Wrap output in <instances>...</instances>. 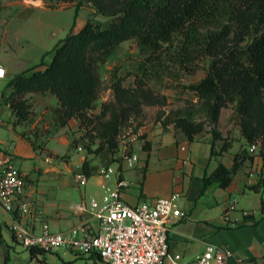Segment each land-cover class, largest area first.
Listing matches in <instances>:
<instances>
[{"label":"trees","instance_id":"obj_1","mask_svg":"<svg viewBox=\"0 0 264 264\" xmlns=\"http://www.w3.org/2000/svg\"><path fill=\"white\" fill-rule=\"evenodd\" d=\"M53 1V0H46ZM76 2L75 20L85 3L92 4L94 16L108 19V25L90 18L84 26L71 31L52 51L50 64L42 62L17 74L10 82L12 92L7 98L17 124L31 121L34 115L29 94H51L58 100L57 115L62 125L78 119L90 127L95 120L88 112L99 99L101 67L125 42L136 41L146 63L155 64L170 50L184 68L202 57L210 58L208 75L189 88L208 107L216 124L223 108L236 105L243 118V135L256 146L261 141L264 159V0H65ZM114 101L102 106L95 119L102 145L115 151L121 128L132 116H141L146 106L165 105L140 79L135 87H126L121 80L113 86ZM109 117L108 120L106 118ZM176 130L193 142L203 131L202 124L186 118L176 121ZM212 141V155L216 139ZM227 151L226 145L222 153ZM221 154V153H220ZM252 157L236 154L228 168L220 163L205 178L206 184L229 187L247 160ZM119 161H116V163ZM83 173L92 176L88 161ZM262 181L249 189L259 191ZM32 256L48 251L29 249ZM6 256L4 263L9 264ZM40 264H50L41 260ZM61 264H72L62 262Z\"/></svg>","mask_w":264,"mask_h":264},{"label":"crops","instance_id":"obj_2","mask_svg":"<svg viewBox=\"0 0 264 264\" xmlns=\"http://www.w3.org/2000/svg\"><path fill=\"white\" fill-rule=\"evenodd\" d=\"M4 34L0 40V56L5 57H0V67L7 69L12 78L0 77V151L2 157L10 156L15 164H28L29 161L43 159V153L49 151L43 145L40 146L46 136H41V132L37 134V129H43L46 125L44 119L49 112L44 109L40 116L33 115L36 118L34 122L16 123L17 118L7 98L12 92L10 82L17 74L11 71L8 62V47H11L9 31H4ZM44 95L34 93L27 97L32 102L34 97ZM47 95L52 96L53 106L59 107L57 98ZM212 141L209 138H196L191 142L176 128L149 132L143 143L134 146L133 151L139 160L133 168H128L123 160L118 162L120 177L127 184L122 192L123 200L130 206H137L142 202L154 203L159 198L180 193L178 205L184 216L174 219L170 224L168 243L170 251L180 254L184 261L195 260L208 245L213 244L231 252L229 264H264L263 177L259 175L263 173L264 160L259 157L247 160L227 188L220 187L216 182L207 185L205 178L220 163L231 168L235 158L227 152L212 155ZM54 159L48 157L49 164L42 167L26 165L29 173L26 200L31 203V209L22 222L36 230L47 223L55 232H69L84 225L96 229V221L81 209V204L87 200L89 192L103 191L101 172L88 176L87 185L81 188L76 175L82 171L67 163L64 166L52 164ZM32 171H36L39 176L33 177ZM261 181L259 191L249 189V186ZM236 194L241 195L239 201H236ZM248 197L251 198L250 205L244 202ZM234 202L236 210L231 212L229 207ZM227 215L230 220H226ZM11 221L12 216L0 208V242H6L3 224L9 228L13 240L17 241L10 229ZM62 251L31 256L36 264H40L41 260L50 264H78V259H82L83 264H106L96 253L77 254L65 248ZM68 252L72 253V257L67 258Z\"/></svg>","mask_w":264,"mask_h":264},{"label":"rangeland","instance_id":"obj_3","mask_svg":"<svg viewBox=\"0 0 264 264\" xmlns=\"http://www.w3.org/2000/svg\"><path fill=\"white\" fill-rule=\"evenodd\" d=\"M39 5V7H36ZM76 2L65 0H0V40L4 38V31L8 30L9 46L8 62L11 71L15 74L23 73L29 68L44 62L50 64L53 58L52 51L68 33L76 21L75 31H79L86 21L96 18L108 25V19L103 16H94L95 9L92 4L85 3L81 8L78 19L75 20ZM30 7V8H27ZM3 21V22H2ZM4 58V55L0 56ZM210 58L197 59L187 69L177 61L173 50L168 51L161 61L150 64L146 63L145 57L141 55L136 41L123 43L113 57L101 67L102 87L98 101L94 109L88 112L95 123L90 127L82 125L78 119L70 120L67 125H62L57 115L56 107L53 106L52 96L45 94L43 97H34L32 104L34 117L40 116L44 110H48L44 119L43 129H37L46 136L40 146L49 151L43 153V159L29 161L28 164H16L26 175V165L31 167H42L48 165L47 158H55L52 164H71L83 172V164L88 161L89 168L93 174H98L113 166L119 168L116 161L122 160V146L120 134L125 132L127 140L135 135L136 140L129 144L134 150L136 143L143 140L151 131L157 129H175L176 121L186 118L191 122L203 125V131L197 135L201 138H214L215 132L220 136L216 139L215 150L222 153L226 145L227 153L230 155L241 154L247 157H259L261 154V141L254 149L253 145L243 135V118L236 112V105L231 104L223 108L218 123H214L208 107L202 99L189 87L199 83L209 73ZM143 79L146 86L156 95L165 99V105H151L144 108L141 116L135 115L123 125L118 136V147L112 151L108 145L100 149L102 145L98 132L93 128L98 122L95 119L101 115L102 106L114 101L113 86L115 81L121 80L126 87H135L137 82ZM55 99V105H56ZM32 118L34 122L36 118ZM109 117L106 118L108 120ZM72 121V123H71ZM48 126V128H46ZM38 136V137H41ZM51 138V139H49ZM264 160V159H263ZM80 172V173H82ZM33 177H38L36 171H32ZM263 198H264V165L263 173ZM254 176V175H253ZM252 176V177H253ZM36 179V178H34ZM27 176V184L28 182ZM89 187V186H88ZM81 188H85L81 186ZM103 191L89 192L87 203L91 197L101 200ZM236 201L241 199L240 194L235 195ZM247 205L251 204V198H245ZM3 234L6 242H0V264L4 263L6 256L10 258L9 264H36L32 260L29 249L24 248L19 242L13 240L9 228L3 224ZM63 253L62 249H59ZM72 253L68 252V257ZM51 262L52 259L49 257ZM78 259V264H83Z\"/></svg>","mask_w":264,"mask_h":264},{"label":"built area","instance_id":"obj_4","mask_svg":"<svg viewBox=\"0 0 264 264\" xmlns=\"http://www.w3.org/2000/svg\"><path fill=\"white\" fill-rule=\"evenodd\" d=\"M119 137L122 160L128 168H133L139 160L129 147L136 140L135 135L127 140V134L122 132ZM120 173L113 166L103 170L101 200L91 197L89 203L84 200L81 204V209L96 221V229L84 225L69 232H55L43 223L36 230L22 222L31 209V203L26 200L27 175L10 156L2 157L0 151V208L12 216L10 229L26 249L65 248L77 254L96 253L106 264H229L231 252L213 244L193 261H184L180 254L172 253L169 226L174 219L184 216L178 205L181 194L130 206L123 200L122 192L127 184ZM76 179L80 186H86L89 180L84 173H78ZM229 210H236V202ZM226 220H230L229 215Z\"/></svg>","mask_w":264,"mask_h":264},{"label":"water","instance_id":"obj_5","mask_svg":"<svg viewBox=\"0 0 264 264\" xmlns=\"http://www.w3.org/2000/svg\"><path fill=\"white\" fill-rule=\"evenodd\" d=\"M0 77L2 78H12V74L7 71V69H3L0 67Z\"/></svg>","mask_w":264,"mask_h":264}]
</instances>
